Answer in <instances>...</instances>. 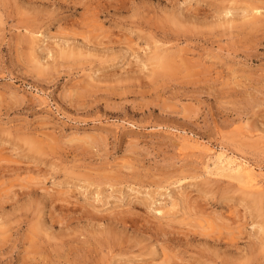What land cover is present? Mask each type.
<instances>
[{
  "label": "clouds",
  "instance_id": "obj_1",
  "mask_svg": "<svg viewBox=\"0 0 264 264\" xmlns=\"http://www.w3.org/2000/svg\"><path fill=\"white\" fill-rule=\"evenodd\" d=\"M0 264H264V0H0Z\"/></svg>",
  "mask_w": 264,
  "mask_h": 264
}]
</instances>
